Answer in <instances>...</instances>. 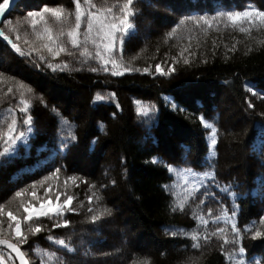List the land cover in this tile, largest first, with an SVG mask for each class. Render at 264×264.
Segmentation results:
<instances>
[{"label":"trees","instance_id":"obj_1","mask_svg":"<svg viewBox=\"0 0 264 264\" xmlns=\"http://www.w3.org/2000/svg\"><path fill=\"white\" fill-rule=\"evenodd\" d=\"M91 2L99 8L118 0ZM45 5L71 13L63 24L46 14L54 35L63 30L59 40L65 52L53 57L41 49L21 56L0 37V130L15 116L18 130L27 132L21 99L28 101L26 115L32 119L27 142L0 157V235L17 243L30 264H233L226 253L245 264H264V236L253 238L256 230L264 232V26L243 24L249 31L241 32L218 15L264 11V0H134L133 30L122 47L103 53L140 69H115L120 75L95 57L97 45L103 49L95 30L85 43L86 17L80 45L72 46L67 32L75 24L74 0H18L0 30L27 52L25 40L36 37L25 18ZM81 6L89 10L83 0ZM197 17L215 20L209 27L197 24ZM6 21L19 22L20 40ZM172 29L176 32L168 36ZM84 48L92 55L81 56ZM158 63L165 72L175 71L157 73ZM202 117L217 128L214 146ZM56 169L59 173L50 176ZM203 172L213 175L205 178ZM44 177L49 178L39 183ZM21 189L24 195L15 197ZM32 191L38 200L28 194ZM57 192L60 200L74 197L77 210L63 217L70 224L53 227L61 218L40 217L41 231H27L33 222L23 221L21 200L38 206L49 196L56 199ZM105 208L110 214H102ZM222 209L229 217L235 212L227 223L215 220ZM8 211L21 218L27 236L22 245L8 227ZM233 221L240 230L237 244ZM217 228L224 229L228 243L211 235ZM193 234L200 237L199 248L192 247ZM49 235L73 251L52 243ZM36 247L54 255H38ZM0 264L18 262L0 247Z\"/></svg>","mask_w":264,"mask_h":264},{"label":"snow or ice","instance_id":"obj_2","mask_svg":"<svg viewBox=\"0 0 264 264\" xmlns=\"http://www.w3.org/2000/svg\"><path fill=\"white\" fill-rule=\"evenodd\" d=\"M84 4L88 5L89 10L85 11L82 9L81 6V0H74L75 3V24L74 26L70 27V30L67 32V36L70 39V42L73 47H77L80 45V29L82 20L86 17L87 25H86V31L84 34V40L85 43H87L88 39L91 37V34L95 30L97 33V36L100 38L103 49L102 51L99 50V45H97V51L95 52V57L99 58L100 61H102L103 65H107L109 63L113 66V75H120L122 74L119 71H115V69L123 68V72H129V71H140V69H132L129 67H125L122 64H118L116 59H113L111 56H108L105 58V55L103 53H112L113 50L119 46H123L124 44V37H126L131 30L133 29V24L131 22V18L136 15V10L134 8V0H122V3L120 0H118L116 5L112 6H101L97 8V6L91 2V0H83ZM11 0H2L0 2V15L5 14L10 8H11ZM96 8V11H91L90 9ZM114 8H117L118 11H114ZM46 14H50V17L54 18L56 22L58 23H65L68 20V17L71 15V13H68L62 6L57 7H49L45 5L42 9L39 11L29 12L27 14V17L25 18L31 25L32 32L36 37L35 41H27L25 40V43L29 45L28 51L25 52L22 50L17 43H14L9 35L5 34L3 30H0V37L3 38L4 41H7L8 44L11 45L12 49L15 50L19 55L25 56V55H31L32 52L39 53L41 49H46L49 54H51L53 57L59 56L61 53L65 52L66 49L63 45V42L59 40V36H63L64 32L61 29V31L57 34H53V29L51 26H49L48 17ZM219 16H226L227 21L231 22L233 26H240L239 30L241 32H248L249 29L245 28L241 25L243 24H249V25H256L257 23L259 25L264 26V11H260L258 9L254 8H248L242 11H229L227 13H218ZM192 19V18H189ZM196 23L200 24L201 22L203 25L211 26V23L215 20L213 18V21H209L206 17H197L195 18ZM8 25L9 32H16V40H20V35L18 32L19 28V22H17V25H12L10 21L5 22ZM183 23V21H181ZM38 25H42V29H38ZM179 27V25H178ZM176 32V29H172L167 35L173 36V34ZM42 42V43H37ZM93 44H96V40L93 39ZM71 55V53H68ZM92 53L88 51L87 48H84V50L81 52V56H91ZM40 59L43 60L44 56L40 55ZM173 62H175V58H173ZM184 63L187 64L188 60L185 59ZM49 67H54L52 64H49ZM55 67H60V65H56ZM63 67H67V64L64 63ZM104 71H108L107 67L103 68ZM155 70L157 73H161L163 75H169L170 73L174 72L175 69L173 67H169L168 71L165 72L161 65L158 63L155 65ZM92 71H97V68H92ZM143 71L147 73L149 71V68H144ZM19 87L25 88L24 85H20ZM249 91H252L251 88L248 89ZM11 91V89H9ZM26 91L31 92V88H26ZM21 96H23V93H21ZM98 99H103L102 97H97ZM20 104L23 106L20 108V112L25 114L24 119L22 120V123L27 127L26 131L31 132V124L32 119L30 116H27L26 113L29 108V103L27 100L21 99ZM252 105H249L251 107ZM11 112V109L9 110ZM145 114H147V109L144 110ZM201 121L205 123V127L207 129H211V144L214 146L217 144L216 134H217V128L213 124H209L204 121V118H201ZM17 118L13 116L11 118V122L7 124L6 130H0V147H2V150H0V157H7L10 153L14 152L16 150L17 142L25 139V131L18 130L17 127ZM74 139V137H73ZM212 155H215V152L212 153ZM171 170V169H169ZM60 169H56L53 173H50V176H55L59 173ZM203 177L207 178L209 176H212L213 174L211 172H203L201 174ZM49 177H44L42 181L39 183H43L45 180H47ZM36 186V182L33 183L32 188L34 189ZM51 185H49L48 188L44 189L45 194L50 192ZM26 190L21 189L19 191L15 192V197H22L24 195ZM31 195L34 199H39L37 197L36 192L32 191L28 193ZM60 196L61 193L57 192L56 194V200L53 201L51 197L49 196L47 199L40 202L39 206L32 204L31 202L25 204L23 200L20 202V207L23 208L24 213L26 215L23 216L24 222L32 221L33 223L26 224V229L29 232L32 233H39L41 231V227L39 223H36V219L40 217H56L61 218L58 223L53 224V227H66L70 224V221L67 219H63L66 212H74L77 209L72 207V203L74 200V197L71 195H67L66 198L63 200V202H60ZM99 199V197H96ZM93 199L92 196L88 197L89 202H91ZM203 202V201H201ZM181 209L184 207L183 204L180 205ZM89 211H92V209H89ZM209 215L212 214V209L208 210ZM110 214V210L105 208L103 213ZM4 215V208L3 206H0V216ZM235 216V212L233 211L231 216H227V213L222 209L221 215L216 216L215 220L220 221L221 219L224 220L225 223L228 222L229 219ZM8 217V227L12 230V233L14 236L18 239L19 244H24L27 240V236L25 234V231L22 229V221L21 218L17 215H14L12 211L7 212ZM99 217L94 215L91 217L93 221L98 219ZM199 218V217H198ZM201 223L202 224H208V220H204L202 218ZM11 222L14 223V227L12 226ZM260 223L264 224V217L260 218ZM35 224V226H33ZM231 231L235 234L234 239L232 241L233 244H237L239 242L240 237V230L238 229L236 223L233 221L231 224ZM224 234L223 228H217L215 232H213L211 235H219L222 236L225 243H228V239ZM264 236V232H261L259 230H256L253 233V238ZM204 240L207 242L210 239V236L207 234V232L204 235ZM49 241H51L54 244L59 245L61 248L65 249L68 252L73 251L72 248L69 247L68 243H66L63 239H54L51 235L47 237ZM199 235L193 234L192 240L194 243L192 244L193 248H199L201 245L199 244ZM0 245H6L7 248L11 249L12 252H14L19 259V264H30L29 260L26 258V253L21 250L20 247H18L17 243H13L10 239L4 238L2 235H0ZM238 254L240 257H243L245 254V248L239 247L238 248ZM33 252L38 255H47L51 257L52 253H44L42 249H39L38 247L33 248ZM228 259L233 262V264H245V261L243 259H237L232 253H226ZM147 264V262H145Z\"/></svg>","mask_w":264,"mask_h":264},{"label":"water","instance_id":"obj_3","mask_svg":"<svg viewBox=\"0 0 264 264\" xmlns=\"http://www.w3.org/2000/svg\"><path fill=\"white\" fill-rule=\"evenodd\" d=\"M16 1L17 0H11V8L5 13V14H3V15H0V23H1V21L6 17V16H8V14L10 13V11L12 10V8H13V6H14V4L16 3ZM13 242V241H12ZM13 243H15V242H13ZM18 245V244H17ZM0 247H4V248H6V249H8L12 254H13V256L15 257V259L17 260V262H18V264H19V259L17 258V256H16V254L14 253V252H12V250L11 249H9V248H7V246L6 245H0ZM18 247H20L19 245H18ZM21 248V247H20ZM21 250H22V248H21ZM23 251V250H22ZM26 258H27V256H26ZM28 259V258H27Z\"/></svg>","mask_w":264,"mask_h":264},{"label":"rangeland","instance_id":"obj_4","mask_svg":"<svg viewBox=\"0 0 264 264\" xmlns=\"http://www.w3.org/2000/svg\"><path fill=\"white\" fill-rule=\"evenodd\" d=\"M133 30V29H132ZM30 134H31V132H26L25 133V139L24 140H21V141H18L17 142V145L19 144V143H25L28 139H29V136H30ZM17 147V146H16ZM12 153H14V152H12ZM12 153H10V154H12ZM53 201H55L56 199H52ZM60 202H63V200H60ZM39 206V205H38ZM37 206V207H38Z\"/></svg>","mask_w":264,"mask_h":264}]
</instances>
